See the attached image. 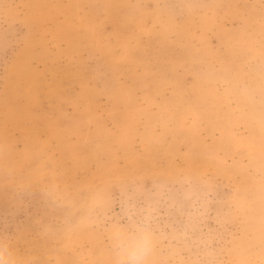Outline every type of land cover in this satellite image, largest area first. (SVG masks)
Returning a JSON list of instances; mask_svg holds the SVG:
<instances>
[{"label": "rangeland", "instance_id": "rangeland-1", "mask_svg": "<svg viewBox=\"0 0 264 264\" xmlns=\"http://www.w3.org/2000/svg\"><path fill=\"white\" fill-rule=\"evenodd\" d=\"M264 264V0H0V246L14 264Z\"/></svg>", "mask_w": 264, "mask_h": 264}, {"label": "clouds", "instance_id": "clouds-1", "mask_svg": "<svg viewBox=\"0 0 264 264\" xmlns=\"http://www.w3.org/2000/svg\"><path fill=\"white\" fill-rule=\"evenodd\" d=\"M152 250L150 237L136 230L135 233L120 239L116 244V264H145ZM0 264H14L9 257L5 259V249L0 246Z\"/></svg>", "mask_w": 264, "mask_h": 264}]
</instances>
